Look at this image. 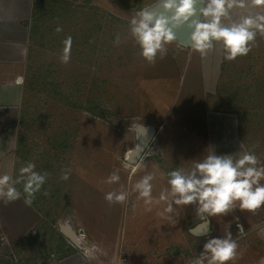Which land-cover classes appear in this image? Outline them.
<instances>
[{"label":"rangeland","instance_id":"rangeland-1","mask_svg":"<svg viewBox=\"0 0 264 264\" xmlns=\"http://www.w3.org/2000/svg\"><path fill=\"white\" fill-rule=\"evenodd\" d=\"M154 5L158 0H34L16 160L8 175L16 178L21 167L34 162L36 171L49 176L31 206L23 195L8 204L0 200L5 253L0 264H124L138 241L158 244L166 257L172 252L176 264H187L203 251L207 237L188 231L203 221L195 205L176 214L184 220L176 228L159 231L167 202L146 211L150 206L132 188L152 163L170 190V171L190 169L189 157L207 156V110L262 109L253 127L264 135V37L258 35L247 55L231 61L221 43L202 57L174 42L151 64L131 37L129 22ZM257 11L264 7L234 8L231 18ZM67 36L73 44L65 64L60 56ZM117 169L120 181L106 183ZM62 170H70L68 180L60 179ZM121 185L128 199L110 204L106 193L120 191ZM157 186L153 183L152 194L159 191L154 200L165 192ZM16 187L23 193L22 184ZM211 219L217 237L220 217ZM254 238L244 232L237 240L241 259L250 247L264 248ZM93 245L95 256L87 259L83 249Z\"/></svg>","mask_w":264,"mask_h":264},{"label":"clouds","instance_id":"clouds-1","mask_svg":"<svg viewBox=\"0 0 264 264\" xmlns=\"http://www.w3.org/2000/svg\"><path fill=\"white\" fill-rule=\"evenodd\" d=\"M158 4H162L163 11L150 10L153 6L145 7L136 12L129 22L131 37L140 47L141 56L151 64L156 62L158 55L160 58L166 56L167 46L174 42L199 52L202 57L221 43L224 58L231 61L247 55L256 44L258 35L264 37V12H250L239 19L231 18L234 8L264 7V0H158ZM185 24L191 29L187 42L180 40L175 31ZM56 31L60 32L62 28L58 26ZM63 43L65 47L60 60L67 64L71 59L73 38L67 36ZM115 43H120L119 35ZM124 167L127 168L128 164ZM35 168V163L29 162L20 168V175L16 178L8 174L0 175V200L4 204L20 199L22 195L26 206L33 204L36 193L49 176V173L38 172ZM167 175L170 190L162 192L158 200L152 196V181L155 179L152 173L137 181L132 191L138 193V199H143L146 206L167 201L164 211L169 214L173 213L174 205H195L202 220L226 216L236 208L254 212L264 206V183H261L264 181V162L254 151H246L238 157L210 153L190 169L177 168ZM69 176L70 170H62L60 179L68 180ZM119 181L117 169L108 176L106 183ZM17 184L23 185V193L16 187ZM44 195L48 193L44 192ZM128 195L121 185L120 191L106 193L105 200L110 204H123ZM145 210L151 211V207ZM238 227L239 233H243V226ZM238 247L237 240L228 230L221 237L207 239L203 251L191 264H228L237 258ZM95 252L94 245L83 249L87 259H93ZM258 264H264V258Z\"/></svg>","mask_w":264,"mask_h":264},{"label":"crops","instance_id":"crops-1","mask_svg":"<svg viewBox=\"0 0 264 264\" xmlns=\"http://www.w3.org/2000/svg\"><path fill=\"white\" fill-rule=\"evenodd\" d=\"M33 4L34 0H0V175H4V173L8 174V171L12 170L16 160L18 131L21 122L24 97L23 77L31 34ZM257 110L258 109H253L251 107L248 109L239 108L229 113L207 110L205 115L207 136L204 138L208 148L207 155L210 153H216L218 155L233 154L238 157L244 152L249 151L248 146H250L251 151H254L260 160L264 162V150L261 149V146H264V139L262 138L264 135H261V133L253 127L255 125V120L258 119L255 118V115L259 114V111H262V109H259V111ZM208 116H216L214 122L213 118L210 120ZM219 119L224 120L220 121ZM203 159L204 158L201 157L195 159V156L189 157L188 163L191 165L190 167H192L195 162ZM150 166L146 174H154L155 181L153 180V183H156L158 188L161 187V189L166 192L162 184L163 178L161 174L157 177L159 173L158 168L155 165L152 166V163ZM261 183H264V181H261ZM154 195H159V191L152 194V196ZM154 206L150 207L153 208ZM166 206L167 204L162 206L164 210ZM182 209L183 206L174 205V213L169 214L165 212L167 214V219L163 221L165 224L159 222V231H161V226L176 228V226L181 224L184 220L177 219L176 214L179 212V214H181V211H183ZM137 214L138 217L142 215L139 213ZM216 217H220V222H218L221 227L220 230L218 229L219 233L217 237L223 236L225 231L230 230L233 234V238L238 240L244 235V232H246L248 236L255 237L254 239H256V242L264 243V206L254 212L247 210L241 211L239 208H236L226 216L218 215ZM139 221L141 222L139 224L143 225L144 228V224H142L144 222L141 221V218H139ZM206 221H209V234L202 236L191 232L192 228ZM238 224L243 226V233H239ZM155 227H153V229ZM194 227L188 230L192 236L202 239L204 237H207V239L216 237L211 217L200 223L198 222ZM152 233H154V231L145 234ZM140 234L142 233L140 232ZM142 235H144V233ZM1 236L2 235H0V237ZM148 243L149 242L145 243L138 241L137 250H131L127 256L124 257L126 261L124 264H128V259H139L142 261L139 264H168L171 262V264H176L177 259L173 258L176 257L175 254H172L170 251L171 255L169 254L166 257V255H162V251L158 244L152 242L148 247ZM237 243L239 245L241 242ZM174 244H176V242L173 240L172 245ZM240 245L237 252H239L241 248ZM251 248L252 247H250L249 255L244 259H241L242 256L238 253L237 258L232 261V264H258V262L264 258V248H258L256 245L254 248ZM1 251L0 249V260L5 258V253ZM196 256L198 255H193L194 258ZM163 258L168 259L169 262L168 260L162 262ZM133 264H136V262ZM187 264H191V262ZM228 264L230 263L228 262Z\"/></svg>","mask_w":264,"mask_h":264},{"label":"water","instance_id":"water-1","mask_svg":"<svg viewBox=\"0 0 264 264\" xmlns=\"http://www.w3.org/2000/svg\"><path fill=\"white\" fill-rule=\"evenodd\" d=\"M198 7H199V5H198ZM151 10L152 11H163L162 4H158L157 6L153 7ZM170 14L171 13H169V15ZM175 31H176V34L180 40L185 41V42H187L189 40L190 35H191V29H189L186 24L183 27L175 29ZM66 232L71 234L68 230H66ZM191 232L193 234L202 235V236L209 234L210 233L209 221L203 222V223L199 224L198 226L192 228Z\"/></svg>","mask_w":264,"mask_h":264},{"label":"bare ground","instance_id":"bare-ground-1","mask_svg":"<svg viewBox=\"0 0 264 264\" xmlns=\"http://www.w3.org/2000/svg\"><path fill=\"white\" fill-rule=\"evenodd\" d=\"M130 150L126 153V160L131 161Z\"/></svg>","mask_w":264,"mask_h":264},{"label":"built area","instance_id":"built-area-1","mask_svg":"<svg viewBox=\"0 0 264 264\" xmlns=\"http://www.w3.org/2000/svg\"><path fill=\"white\" fill-rule=\"evenodd\" d=\"M238 225H241V224H238Z\"/></svg>","mask_w":264,"mask_h":264}]
</instances>
